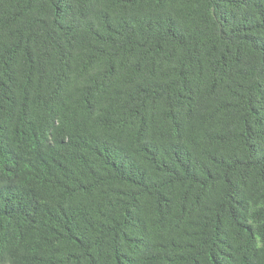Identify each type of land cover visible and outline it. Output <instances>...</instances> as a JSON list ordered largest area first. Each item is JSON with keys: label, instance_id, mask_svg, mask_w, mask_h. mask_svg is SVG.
Wrapping results in <instances>:
<instances>
[{"label": "trees", "instance_id": "obj_1", "mask_svg": "<svg viewBox=\"0 0 264 264\" xmlns=\"http://www.w3.org/2000/svg\"><path fill=\"white\" fill-rule=\"evenodd\" d=\"M0 264H264V0H0Z\"/></svg>", "mask_w": 264, "mask_h": 264}]
</instances>
